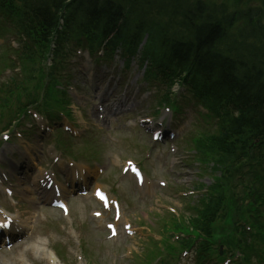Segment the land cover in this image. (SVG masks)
<instances>
[{"label":"trees","instance_id":"1","mask_svg":"<svg viewBox=\"0 0 264 264\" xmlns=\"http://www.w3.org/2000/svg\"><path fill=\"white\" fill-rule=\"evenodd\" d=\"M188 3L186 0H0V12L18 26L22 36L21 59L28 64V78L37 91L45 89L46 80V88L54 86L55 70H60L71 45L106 43L110 50L121 46L132 55L147 36L142 59L152 62L155 73L150 75L155 78L159 74L165 82L182 76L194 85L197 96L217 112L220 119L217 130L197 137L195 148L202 160L212 159L214 170L229 177L238 155L252 152L256 140H260V147L264 144V27L260 20L256 21L259 11L253 9L226 13V9L208 7L201 0L193 5ZM251 37L260 44L254 46L245 40ZM229 39L236 45H228ZM47 53L52 64L45 73L40 63ZM223 181L218 180L208 188L190 219L191 232L203 239L198 249L209 253L213 241L226 235L232 238L228 247L240 249L241 240L235 239L236 234L251 211L250 205H240L226 197L224 187L228 181ZM220 219L234 229L215 233L214 224ZM195 240L184 241L185 246ZM249 253L245 261L249 260Z\"/></svg>","mask_w":264,"mask_h":264},{"label":"rangeland","instance_id":"2","mask_svg":"<svg viewBox=\"0 0 264 264\" xmlns=\"http://www.w3.org/2000/svg\"><path fill=\"white\" fill-rule=\"evenodd\" d=\"M204 1L217 8L226 9V13H245L249 9L259 11L255 16L256 21L260 20L261 26L264 27V0ZM0 55H2V49H0ZM73 62L75 66H72V63H69L68 66L65 65L66 75L72 71V77L69 79V82L71 83L73 79V83H75L77 88V95H72V104L70 106L71 117L73 121L75 120V122H78L81 127L87 130L82 139L67 140V137L62 135L63 141L68 143L66 146L70 149L69 152L72 153L71 156L74 159L80 161L97 159L100 161V165L105 169L104 175L98 179V182L111 190H115L117 195H121L126 206L127 216L133 225L141 227L137 228L136 234L132 237H128L121 232L117 239L109 240L106 232L95 230L90 224L87 215H84L85 210L91 208L89 201L82 202L79 200L77 206L82 209L75 207L73 219L75 227L83 234L85 246L82 253L85 256V262L86 264H155L156 257L160 255V250L158 251L157 245L153 243V240L161 241L169 235V229H163L165 225L170 228L171 218L169 214L188 217L190 213L187 212V209L193 203L187 198L189 193L196 191L194 187L197 183L206 186L211 185V179L206 174H202L201 167H198L191 158L192 152L188 149V143L192 139L191 133H193L194 129L204 132L206 130L204 129L205 126L199 120L201 118L198 119L192 111H186L184 113L185 121L181 124L184 131L180 133V138L174 142L177 148L176 154H172L168 148L161 145L151 148L150 142L142 133L127 127L123 121L118 120L116 123L103 122L97 127L93 122V117L89 118V116H92L91 98L88 95L89 90L84 89V82L80 74L82 64L76 63L75 60ZM133 64L131 67L133 73H130L131 76L128 77V81L131 82L137 78L140 79V75L142 74L136 64ZM2 65L0 63V66ZM108 69L105 71L107 72ZM103 79L105 78L96 77L97 81ZM1 81H3L2 78H0ZM60 88H63L61 84ZM60 88L58 87V90ZM46 93H51V91L46 90ZM55 95L57 99H67V96H61L57 91ZM147 96L143 100L144 102L139 113L148 114L149 110L155 106L157 97H153L150 94H147ZM115 141L116 143H114ZM145 149L151 153L149 159L145 157ZM113 155L119 156L122 158L121 160L134 158V160L142 162L154 179L165 180L167 182L166 187L163 189H149L136 194L128 178L122 177L119 174V169L123 163H117V157L113 158ZM6 156L8 157L9 155ZM252 156L254 155L252 154ZM249 161L243 164L244 170L248 168ZM243 179V181L240 180L242 184L238 186V194L244 188L243 182L247 184L251 180L249 176H244ZM240 181L235 180L234 184ZM245 193L243 191L238 195L237 203H240L242 199L246 200L244 198ZM226 197L228 196L226 195ZM252 198L256 199L257 196ZM249 201L251 206L253 201ZM74 205L76 204L73 203L72 207ZM31 212H34V210L31 209ZM36 214V232L44 233L49 229H54L53 232L58 233L56 236L59 235L60 232L57 226L64 225V222L59 219L54 211L41 208ZM223 226L218 229L215 228V232L218 233L221 229L228 230L227 227ZM230 241V239H225L224 243L230 245ZM166 245L169 247L171 244ZM71 250L76 255L80 254L75 244L71 247ZM63 254L64 256L67 255L66 259H73L64 251ZM184 260L185 257L180 258L182 263Z\"/></svg>","mask_w":264,"mask_h":264},{"label":"bare ground","instance_id":"3","mask_svg":"<svg viewBox=\"0 0 264 264\" xmlns=\"http://www.w3.org/2000/svg\"><path fill=\"white\" fill-rule=\"evenodd\" d=\"M75 180H76V179H75ZM75 180H74V181H75ZM82 181H84V177H83V180H81V182H82Z\"/></svg>","mask_w":264,"mask_h":264},{"label":"snow or ice","instance_id":"4","mask_svg":"<svg viewBox=\"0 0 264 264\" xmlns=\"http://www.w3.org/2000/svg\"><path fill=\"white\" fill-rule=\"evenodd\" d=\"M0 226H2V225H0Z\"/></svg>","mask_w":264,"mask_h":264}]
</instances>
